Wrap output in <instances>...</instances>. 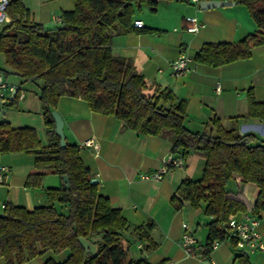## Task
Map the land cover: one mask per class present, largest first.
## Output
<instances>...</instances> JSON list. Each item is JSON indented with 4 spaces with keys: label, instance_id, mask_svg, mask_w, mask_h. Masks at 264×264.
Wrapping results in <instances>:
<instances>
[{
    "label": "trees",
    "instance_id": "trees-1",
    "mask_svg": "<svg viewBox=\"0 0 264 264\" xmlns=\"http://www.w3.org/2000/svg\"><path fill=\"white\" fill-rule=\"evenodd\" d=\"M172 1L73 0V9L60 13V23L45 28L29 19L22 0H9L7 22L0 28V57L5 65L0 70L5 78L12 74L21 84L37 88L48 145L42 146L35 129L13 128L0 120V154L33 155L38 172L27 177V187H39L47 172L58 176L61 184L46 190L48 204L31 211L5 205L0 217V259L5 264H24L46 253H66V257L61 261L50 258L44 264H150L145 259L127 258L121 238L128 224L99 194L97 184L90 183L91 174L79 148L67 143L60 148L51 111L61 97L81 98L92 112L113 116L139 135L168 138L171 153L184 162L192 152L204 159L201 178L184 179L171 199L176 209L183 202L194 209L205 204V215L211 220L206 224L203 259L208 258L214 241L227 238L229 216L264 210V140L253 133L226 130L218 118H212L201 132L189 130L185 125L186 101L168 88L149 85L132 60L115 56L111 50L112 32L117 29L154 32L133 27L136 11L146 7L154 13L160 3ZM237 3L246 7L255 32L237 42L204 44L195 55L197 64L227 65L249 58L251 49L264 44V0ZM17 99L16 94L7 105ZM246 100L247 112L241 118L264 121V102L256 101L252 89L247 91ZM63 176L68 179V189L62 183ZM230 180L239 186L253 183L258 187L253 206L241 190L227 189ZM150 227H138L136 232L153 248L147 233ZM79 238L97 245L94 256L85 253ZM235 262L250 264L244 253L236 255Z\"/></svg>",
    "mask_w": 264,
    "mask_h": 264
},
{
    "label": "crops",
    "instance_id": "crops-1",
    "mask_svg": "<svg viewBox=\"0 0 264 264\" xmlns=\"http://www.w3.org/2000/svg\"><path fill=\"white\" fill-rule=\"evenodd\" d=\"M39 1L37 22L45 28L58 25L53 18L73 8V2L58 3L59 9L56 10L60 12L57 13L51 9V4L60 0ZM202 1H224L234 5L202 10L199 6ZM64 5L66 9L61 8ZM147 12L146 7L136 11L133 22L142 21L144 29L154 32L113 31V54L132 60L149 85L168 88L178 99L185 100V125L189 130L201 132L212 118H218L226 130L253 133L264 140V121L241 118L247 112L246 93L249 89H252L256 101L264 102V44L251 49L249 58L219 67L202 66L194 59L204 44L237 42L255 32V23L246 7L237 0H174L160 3L154 13L150 12L151 23L142 17ZM157 15L161 22H156ZM187 17L196 18L203 28L195 33L187 32L186 28L190 26ZM181 53L189 55L192 63L185 76L175 78L170 64ZM6 79L8 81V77ZM217 83L219 92L215 91ZM35 100L39 104L38 94ZM25 101L24 94V98L17 99L16 103L24 102L27 106ZM6 106H0V120L9 122L13 128L35 129L42 146L48 145L42 113L40 118L30 119L29 114L19 115L14 110L5 109ZM55 110L63 119L66 143L79 148V156L91 178L98 181L99 194L109 200L112 208L120 211L128 224L121 238L128 259H145L150 264H204L206 261L209 264H237L235 256L241 253L228 238L203 259L201 252L208 234L206 224L211 220L205 215L204 203L196 209L188 202H183L178 209L172 205L171 199L184 179L201 178L204 159L200 155L192 152L183 167L170 170L161 181H144L140 179L141 174L155 171L162 160L172 154V142L168 138L139 135L124 128L113 116L92 112L81 98L61 97ZM89 139L94 140L97 149L83 145ZM0 164L9 168L5 184L0 185V213L2 205L19 206L29 211L46 205V190L61 184L58 176L47 172L39 187H27V177L38 172L34 157L29 153L0 154ZM227 189L232 192L241 190L250 207L255 204L259 192L255 184L239 186L236 180H230ZM236 215L239 218L256 217L264 242V210L258 213L249 210ZM147 225H151L147 233L155 244L153 248L136 232V228ZM185 231L191 232L198 242V250L191 256L185 255L180 244ZM246 255L250 264H264V251ZM65 257L66 253L59 256L46 253L24 264H44L50 258L61 261ZM0 264H5L2 259Z\"/></svg>",
    "mask_w": 264,
    "mask_h": 264
},
{
    "label": "built area",
    "instance_id": "built-area-1",
    "mask_svg": "<svg viewBox=\"0 0 264 264\" xmlns=\"http://www.w3.org/2000/svg\"><path fill=\"white\" fill-rule=\"evenodd\" d=\"M8 5L9 0H0V28H2L7 22ZM53 21L60 23V17L55 16ZM186 21L190 24V26L186 28V31L189 33H195L204 26L194 17H187ZM132 25L134 28H143L142 21H134ZM191 63V57L185 53H181L170 64L172 76L175 78L185 76V74L189 71ZM215 91H220V86L218 83L215 87ZM16 94L19 100L24 98V93L21 91V89L8 82L0 70V106L7 105L11 98H13L12 96H15ZM83 145L97 149V145L92 139L85 141ZM183 165L184 161L181 158L171 154L162 160L161 166L158 169L150 173L141 174L140 179L144 181H161L171 168H179L183 167ZM8 172L9 168L0 164V185L5 184ZM4 207L5 205L1 206L2 209H4ZM258 225V219L253 216H244L243 218H239L237 215L229 216L227 221V238L232 242L234 248L239 253L252 254L264 251V242L261 240V234L258 231ZM180 244L183 252L187 256L195 254V252L198 250L197 239L189 231H185L183 233ZM219 244V241H214L211 244V250L216 249Z\"/></svg>",
    "mask_w": 264,
    "mask_h": 264
},
{
    "label": "rangeland",
    "instance_id": "rangeland-1",
    "mask_svg": "<svg viewBox=\"0 0 264 264\" xmlns=\"http://www.w3.org/2000/svg\"><path fill=\"white\" fill-rule=\"evenodd\" d=\"M65 2L71 3V2H73V0H60V2H57V1L53 2L51 4V9H53L54 12L58 13V12H60L59 10H56V9H59L58 3H65ZM22 3L24 5L25 9L28 11L29 19L37 22L39 20V14L38 13L40 12V10H39L40 1L39 0H22ZM73 7H74V3H73ZM61 8L66 9L67 7H65V5H64V7H61ZM142 17L145 18L146 22L148 21V23L149 22L151 23V13L150 12L142 14ZM156 17H157L156 19L159 18L158 20H156V22L162 21L160 16L157 15ZM147 18H149L150 20ZM0 67L5 68V65H4L1 57H0ZM8 81L10 83H12L13 85H15L16 87H19L21 89V91L26 95V101L25 102H26L27 106H25L24 102H18V103H15L13 105L6 106L5 109L14 110V111H16V113H19V115H21L20 113L29 114L30 116H28V117L30 119H34L35 117L40 118L41 117V107H40V104L35 103V101H36L35 99L37 98V93H38L37 88L31 83L21 84L20 79L17 76L12 75V74L10 76H8Z\"/></svg>",
    "mask_w": 264,
    "mask_h": 264
},
{
    "label": "water",
    "instance_id": "water-1",
    "mask_svg": "<svg viewBox=\"0 0 264 264\" xmlns=\"http://www.w3.org/2000/svg\"><path fill=\"white\" fill-rule=\"evenodd\" d=\"M234 3L232 2H224V1H202L200 3V9L202 10H209V9H215V8H221V7H226V6H232ZM51 117L54 121V132L56 136L59 138V146L60 148H64L66 146V141H65V136L63 132V119L60 116V114L56 111L53 110L51 111ZM62 183L64 184L65 188H69L68 184V179L66 176L62 177ZM90 183L93 185H96L98 183L97 179H91ZM0 217H3V214L0 213ZM78 242L82 249L85 251V253L90 254L94 256L97 252V245L91 243L90 241L84 239V238H79ZM204 264H209L208 261L204 262Z\"/></svg>",
    "mask_w": 264,
    "mask_h": 264
}]
</instances>
